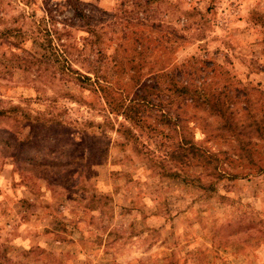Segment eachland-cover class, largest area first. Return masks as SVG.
<instances>
[{"label": "rangeland", "instance_id": "rangeland-1", "mask_svg": "<svg viewBox=\"0 0 264 264\" xmlns=\"http://www.w3.org/2000/svg\"><path fill=\"white\" fill-rule=\"evenodd\" d=\"M150 82L205 169L159 168L177 137L154 146L153 116L143 146L115 131L108 106ZM0 112V264H264V0H0Z\"/></svg>", "mask_w": 264, "mask_h": 264}, {"label": "trees", "instance_id": "trees-1", "mask_svg": "<svg viewBox=\"0 0 264 264\" xmlns=\"http://www.w3.org/2000/svg\"><path fill=\"white\" fill-rule=\"evenodd\" d=\"M90 32L93 33V30L91 29ZM53 33L55 32H51L50 30L47 29L44 30L43 37H45V40H43L42 43H47V45L52 47V50L54 51L52 59L54 58L56 61L57 60L64 61V67L61 70V72L66 71L68 75L69 74L76 75L78 81H80V79L84 81H88L89 80L88 76H84L83 74L79 73L77 70H73L70 68V65L68 64L69 62L66 61L68 59L66 58L65 50L62 49L63 47L61 44H59V41L56 42V47L60 46L61 47L60 50L58 48L53 47L52 45L53 42L52 40L54 39ZM49 58H46V56H40L39 58L32 57V61L38 65L40 64L46 65L47 63H49L48 61H50ZM51 69L52 71L50 72V77L54 78L56 75H58V73L55 71L54 68ZM86 69L87 71H84V73L93 74L94 82L95 81L96 83L104 82L106 83V85L109 82V81L107 82L106 79H103L102 78L103 76L101 77L97 75V71H98L97 67L88 66V68ZM159 71H160L159 75L155 74L157 75V78L169 76V73L167 71H164V69ZM38 74L40 76V72ZM99 77L101 79H99ZM168 83L169 84L167 85L166 91H169L170 96L171 94L172 96L176 94L175 95L176 97L181 95L183 99V95L188 93L184 84L181 83L176 85L177 82H175L172 79H170ZM135 84H137L136 91L137 92L139 91L140 93L142 92V95H138L137 93H135L132 95L130 99L123 96L124 98H121L119 103L114 105V107L111 108L108 106V109L112 113H114L113 115L115 117L119 116L121 119V121L117 123L118 130L115 131H121L124 136L123 138L130 140L133 143V145L143 146L144 143L138 144L141 143L139 142V140H141L140 138L141 133H139V135L137 133L134 134L135 132L133 131L135 130H133V128H137V130L141 132L143 127V126L141 127V125L146 124V118L149 119V117L153 116L154 117L153 120L154 122L157 123V126L155 124H151L147 126L146 128L148 130L144 131V133L147 134V132L150 131H152V133H156V135H154V146H156L158 143L155 140L156 138L165 137L169 140H173L175 137H177V141L172 143V145L174 144V148L169 152H165L160 158L154 160V162H157L158 165L160 164L159 168L163 166L161 163L164 162L165 157H168L175 160L174 162H177L179 166H182V164H184L183 161L185 159L186 161L189 159H193L195 160L196 166L205 169L207 167L205 165L210 164L212 156L203 148L193 143L187 142L184 139V136H181V132L183 133V126L182 124H180V119L178 117L179 114L178 112H176L178 110L177 107L176 109L172 108L174 102L171 99V97H167V100L165 99V102L163 101L160 102L159 100V103L152 104L153 101L150 100L149 95H151L154 92H157L159 85H155L154 83L151 82L149 84H145V83L144 84L135 83ZM189 100L190 102H193L195 106L198 107L201 106L205 108L206 106H208L206 96L202 93L199 87L195 88V90L189 96ZM216 107H217V109L215 110L216 114L222 117L223 112L221 106H216ZM146 108H148V110H146ZM151 109H154V111L152 112ZM23 118L25 120V122L23 123H25L26 126L29 127L30 129L33 128L35 124H37V120L35 118H29L27 115H24ZM157 146H159V144ZM169 166H171V164H169ZM159 174H163L168 177H179L176 170L165 171L163 169Z\"/></svg>", "mask_w": 264, "mask_h": 264}]
</instances>
